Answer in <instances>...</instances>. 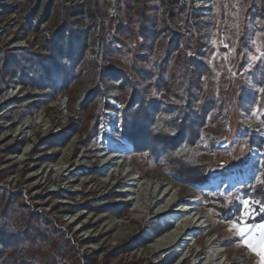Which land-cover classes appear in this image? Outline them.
I'll list each match as a JSON object with an SVG mask.
<instances>
[{
    "label": "rangeland",
    "instance_id": "1",
    "mask_svg": "<svg viewBox=\"0 0 264 264\" xmlns=\"http://www.w3.org/2000/svg\"><path fill=\"white\" fill-rule=\"evenodd\" d=\"M179 1L0 0V70L5 53L45 55L44 43L63 23L84 36L76 77L65 89L54 92L45 74L40 88L21 83L15 75L4 89L0 77V99L6 98L0 103V188L18 194L19 204L63 232V240L76 253L73 264H192L193 258L183 262L188 249L175 248L171 257V252L146 253L163 234H157L159 228L180 227L169 216L156 218L158 206L134 212L141 202L127 193L129 181L140 188L150 179L181 190L179 202L195 204L203 218L199 226L210 231L202 241L217 239L214 249L223 253L222 263L227 258L234 264H264L257 255L264 251V220L253 223L264 214V206L252 198L260 183L259 147L264 143V0ZM183 2L189 5L185 14L180 12ZM119 26L130 32L119 35ZM166 26L185 40L159 76L153 64L170 38ZM58 43L64 49L66 42ZM132 65L155 74L146 81L152 103H179L176 82L180 77L189 82L192 112L205 110L201 138H215L212 152L196 162L210 169L203 185L171 176L162 153L156 158L133 152L120 126L127 90L119 91L114 77L101 75L103 70L131 73ZM53 72V77L59 74ZM98 85L102 92L90 95ZM41 117L48 129L39 124ZM26 120L38 125L14 135ZM116 137L126 143L118 160L122 177L107 180L102 188L105 170L95 163L96 154L103 141ZM85 155L88 159L79 162ZM59 163L64 170L60 180ZM246 200L248 214L243 213ZM125 202L129 205L123 206ZM240 228L251 230L241 237ZM198 235L188 237L189 248L197 251ZM249 241L255 250L247 246Z\"/></svg>",
    "mask_w": 264,
    "mask_h": 264
},
{
    "label": "trees",
    "instance_id": "2",
    "mask_svg": "<svg viewBox=\"0 0 264 264\" xmlns=\"http://www.w3.org/2000/svg\"><path fill=\"white\" fill-rule=\"evenodd\" d=\"M188 6L187 3H181L180 12H188ZM191 12L194 11L191 9ZM188 24L195 27L198 23ZM70 26L71 24L63 23L60 30L54 32L44 43L45 55L22 50L16 54L5 53L0 70L4 89L9 87L15 75L21 83L40 88L42 74L47 76L49 88L54 92L65 89L76 77L73 71L85 46L83 34L74 31ZM166 29L170 38L165 47L159 50L157 60L153 64L156 75L159 76L165 73L171 55L178 51L185 40L180 33L167 26ZM128 32L130 30L125 26L118 27L119 35ZM64 41L66 45L63 49L58 42L65 43ZM63 59L66 62H63ZM190 61L202 67V62L194 59ZM55 70H58L59 74L53 77ZM130 71L131 73L103 70L101 75L114 77L119 91L127 90L128 100L120 113V126L126 132V139L133 145V152H147L148 156L153 153L156 158L162 153L166 171L171 176L196 186L203 185L208 180L210 169L208 165L196 162L201 155L212 152L213 146L210 143L215 141V138L210 135L201 138L203 127L206 125L205 110L192 112V104L189 103L192 99L189 82L183 81L181 77L179 82H176V95L181 90L179 103H152L146 96V81L155 74L145 67L135 65L131 66ZM186 86L188 88H185ZM95 92L101 93V86H96L89 94L93 95ZM259 148L262 151L260 183L253 190L252 198L264 206V143ZM18 197V194L0 188V264L77 263L76 259L73 260L76 254L74 248L69 247V242L63 240V232L55 229L50 221H40L39 216L33 215L24 204L18 203ZM218 211L223 213L221 207ZM222 215L221 217L228 219L226 215ZM261 220H264V214L258 215L253 223L262 222ZM168 227L165 225L159 228L157 234L165 232ZM166 260L169 261L168 258Z\"/></svg>",
    "mask_w": 264,
    "mask_h": 264
},
{
    "label": "bare ground",
    "instance_id": "3",
    "mask_svg": "<svg viewBox=\"0 0 264 264\" xmlns=\"http://www.w3.org/2000/svg\"><path fill=\"white\" fill-rule=\"evenodd\" d=\"M11 93L12 92H10V94ZM5 100V97L1 98L0 103ZM45 120L44 118L40 119L39 124H44L42 127H46L48 129V122H45ZM36 125H38L36 122L26 120L20 126H18L14 132V135L26 134L28 131H32ZM124 147H126V143L121 139V137H116V140L111 139L103 141L102 146L99 148V151L96 154L95 163H98L100 167L105 170V181L99 183V186L102 188L105 187L107 180L110 181L111 178L114 179L115 177L120 179V177H122L120 172L121 166L118 165V160L121 158ZM94 149L95 148L93 147L91 148V150ZM85 159H88V156H83V158L79 159V162ZM58 165H61V167L58 168V174H61V172L64 173L63 163H59ZM113 167L118 169L114 170ZM110 170L113 171L110 172ZM115 172H117V174ZM61 178H63V174L60 175L59 180ZM129 182L131 183L128 185L129 188L127 189V193H129L131 196L135 195L134 200H137L138 203L141 202V204H137L135 206V213L148 212L158 206L156 218H158V216H169L172 220L176 221L175 223L180 222L179 228L174 230V227L172 228V226H169L161 236L156 238L154 242L150 243L147 248V255L171 252L169 253V256L171 257L174 255L173 250H175V248H181L188 249L187 251L189 255V257L185 256L183 258V262H188L189 258H193L192 264H234V262L228 263L227 258L223 263L221 262L224 257L223 253L214 249L218 244L217 239H206L205 241H202L203 238L209 236L210 231H206V229L201 225L199 226L203 218L198 212H195L196 209L193 202L187 200L182 202L178 201L180 200L179 196L181 190L178 192L177 189H174L175 187L166 184L163 180L154 181V179H150V181L148 180L147 183L142 184L140 188L137 187V184L134 185L135 180H130ZM96 190L99 191L101 188ZM145 200L146 202H143ZM161 203H164V205ZM128 205L129 203H124V206ZM179 206L180 208H178ZM172 223L170 222L169 224ZM115 225L123 226L122 223ZM195 234H199L196 237V246L200 247L199 251L195 250L194 248H189L188 246V237H195ZM182 252H184V250H182Z\"/></svg>",
    "mask_w": 264,
    "mask_h": 264
},
{
    "label": "snow or ice",
    "instance_id": "4",
    "mask_svg": "<svg viewBox=\"0 0 264 264\" xmlns=\"http://www.w3.org/2000/svg\"><path fill=\"white\" fill-rule=\"evenodd\" d=\"M261 91L264 92V89H261ZM243 203H244V205H245V207H244V209H243V213H244V214H248V212H249L248 205H249L250 202L246 200V201H244ZM260 228H261L262 230H264V225H260ZM250 230H251V229H243V228H240V229H238V233H237V234H238L239 236L243 237V236L245 235V232H246V231H250ZM247 246H248L249 248L255 250V245L252 244L251 241H249V242L247 243ZM257 255H260V256H261V260L264 261V251L257 252Z\"/></svg>",
    "mask_w": 264,
    "mask_h": 264
}]
</instances>
